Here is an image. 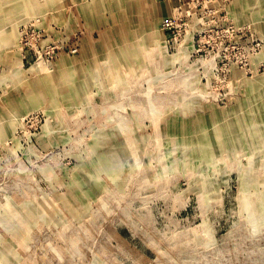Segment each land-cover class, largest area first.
Masks as SVG:
<instances>
[{
    "label": "rangeland",
    "instance_id": "rangeland-1",
    "mask_svg": "<svg viewBox=\"0 0 264 264\" xmlns=\"http://www.w3.org/2000/svg\"><path fill=\"white\" fill-rule=\"evenodd\" d=\"M0 264H264V0H0Z\"/></svg>",
    "mask_w": 264,
    "mask_h": 264
}]
</instances>
